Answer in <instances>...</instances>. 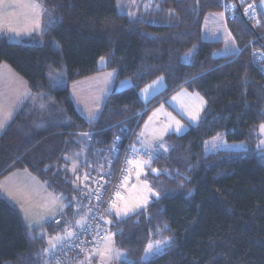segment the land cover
<instances>
[{
	"label": "trees",
	"instance_id": "obj_1",
	"mask_svg": "<svg viewBox=\"0 0 264 264\" xmlns=\"http://www.w3.org/2000/svg\"><path fill=\"white\" fill-rule=\"evenodd\" d=\"M36 1L43 8L41 31L19 42L0 36V63L39 93L40 103L52 98L54 104L38 108L29 99L8 122L0 133V178L26 169L62 198L53 220L38 228L61 232V244L70 230L54 219L63 209L72 214L82 173H111L113 138L127 139L131 129L135 165L145 155L135 138L146 113L187 88L204 99L201 118L182 133L165 135L166 149L154 151L146 167L155 196L125 218L112 211L107 234L131 260L122 264H264V148L257 146L264 125L260 0H143L133 18L118 12L116 0ZM224 2L234 4L232 20L222 12ZM250 3L257 19L243 13ZM218 12L238 45L231 54L214 55L222 41L203 37L205 17ZM107 70L115 71V84L129 78L131 85L109 92L96 119L87 121L74 106L69 83ZM55 76L63 86L52 81ZM157 78L164 89L144 104L140 90ZM216 135L244 148L206 152L205 142ZM165 238L161 253L141 259L149 241ZM48 247L41 237L30 238L19 210L0 197V264H38Z\"/></svg>",
	"mask_w": 264,
	"mask_h": 264
},
{
	"label": "rangeland",
	"instance_id": "obj_2",
	"mask_svg": "<svg viewBox=\"0 0 264 264\" xmlns=\"http://www.w3.org/2000/svg\"><path fill=\"white\" fill-rule=\"evenodd\" d=\"M142 3L143 0H116V8L118 12L125 13L130 18H133L139 5ZM212 14L213 15L210 17V19H205L204 21L203 37L205 39L222 41L221 48L217 49L214 52V55H227L237 51L238 45L227 29L226 24L223 21L224 17L222 16V14H220V12ZM41 28L42 27L37 26V28L33 31H39ZM9 33L13 35V32L9 31ZM18 41L21 40H15V42ZM114 77L115 71L107 70L98 77H91V79H86L84 81L75 83V88L82 91L83 95L77 96L75 98L74 106L76 110H78L87 121H94L96 119L109 92H111L113 89L115 91H120L131 85V80L129 78L118 80L115 84ZM18 78H20V80H22L21 82L23 83L22 85L16 83V88L19 89L21 86L22 92H28V96L32 104H35L38 108L49 109L48 107H53L54 100L52 98L47 102L40 103L38 100L40 94L33 93L30 89H28L25 81L21 77ZM52 81L57 82L55 83L57 85H64V80L59 79L56 76L53 77ZM164 86L165 83L162 78H157L144 86L140 90L139 94L143 103L146 104L151 98L158 96V94H160V92L164 89ZM10 87H13L12 82L10 83ZM5 99L8 100L7 104L5 103ZM5 99V106L15 105V98L5 96ZM12 100H14V102H12ZM204 108V99L198 93L190 91L187 88H180L168 95L162 102L152 107L146 113L141 125L136 131L135 138L137 141L138 149H142L145 152V155L139 156L135 159L132 177L130 181L125 185L121 194V198L114 208V213L117 218H125L140 209H144L149 203L151 197L155 196V192L151 189L147 180L145 179L146 167L151 156L156 150L166 149L164 137L169 132L182 133L187 129L188 123L194 124L198 122L201 118ZM146 109L147 108H145V110ZM60 110L61 109H59V112ZM194 114H198V118L196 120H193L191 118ZM177 122H179V125L181 126L179 131H177ZM261 132L264 134V129H262ZM259 144L261 146V144H264V141ZM259 144L257 145L258 147ZM243 148L244 143L228 142L222 135H216L208 139L204 145V150L206 152H214L218 150H238ZM71 161L72 166L70 167L72 170L76 163L73 160ZM145 161L147 162L146 164L143 163ZM16 182L19 184H25L23 183L25 181L22 179H17ZM149 189H151V191H149ZM30 193H34L35 196L33 198H29L26 201L25 208H22L21 206L18 207L23 222L27 226L28 235L30 236V238H34V235L35 237H41L44 242L48 244V246H53V242H61V232L52 231L46 233L47 231L39 229L37 226L44 223H49L53 220L54 215L59 212L61 205L64 204L62 198L56 197V195L51 193L52 195L50 194L49 200L47 197L44 198V196H41L38 191L33 190ZM144 200H146L147 203H141V201ZM40 202H43L41 209H39L38 207V204ZM53 203L55 204L56 208L54 212L55 214L53 216L51 214V217L47 218V216L51 213L49 212L52 208L50 205H52ZM137 204H140V207L136 208L135 205ZM124 208H133L134 210L129 212L127 215L116 214L118 210ZM30 210H32V212H29ZM36 216H38L39 218L38 221H35ZM33 228H35V232L34 230H32ZM107 235L108 238L106 242H103L97 250L85 254L77 264L130 263L131 260L128 259L124 252L115 245L112 236L110 234ZM156 241H163V243L156 244ZM167 243V238L163 240L149 241L144 248L141 259L143 261H146L154 254L161 253ZM149 245H152V250L150 252H146L145 249ZM44 251V248H40L38 254L42 255Z\"/></svg>",
	"mask_w": 264,
	"mask_h": 264
},
{
	"label": "built area",
	"instance_id": "obj_3",
	"mask_svg": "<svg viewBox=\"0 0 264 264\" xmlns=\"http://www.w3.org/2000/svg\"><path fill=\"white\" fill-rule=\"evenodd\" d=\"M247 1L249 0H239L243 4ZM249 5L252 7L249 8ZM222 6L223 14L228 20H232L234 4L224 2ZM243 13L257 19L258 12L253 3L246 5ZM254 56L255 59H261L263 55L260 51H255ZM123 129L125 128H120ZM125 133L129 134L127 139L121 135L113 138L111 157L107 162L111 173H82L79 196L73 203L72 214L63 209L54 219V223H62L73 235L69 237L64 233L62 243L48 247L38 264H74V261L97 250L107 241L106 226L109 216L114 211L120 191L130 175L137 152L131 142L133 129Z\"/></svg>",
	"mask_w": 264,
	"mask_h": 264
},
{
	"label": "crops",
	"instance_id": "obj_4",
	"mask_svg": "<svg viewBox=\"0 0 264 264\" xmlns=\"http://www.w3.org/2000/svg\"><path fill=\"white\" fill-rule=\"evenodd\" d=\"M257 9L262 14L264 19V0H260L257 3ZM42 14L43 8L41 4L36 0H0V36H6L10 41L15 42V40L17 39L22 40L25 37L40 32L41 29L39 31L33 30H35L37 26L42 27ZM212 15L213 14H208L205 19H210ZM9 31L13 32L12 34L14 35V37L13 35H11V33H9ZM103 64V62H100V67H103ZM102 73H104V71L69 83L70 95L74 103L75 98L77 96L83 95L82 91L75 88V83L79 81H84L86 79H91V77H98ZM18 77L20 76L16 72H14L10 66L5 63H0V125H2V127H0V133L4 130L8 122L11 120L17 110L22 106V104L30 99L28 96L29 93L26 91L22 92L21 86L19 89L16 88V83H18L19 85H22L23 83L21 82L22 80H20V78ZM11 82L13 83L12 88L10 87ZM5 96L15 98V105L5 106ZM7 101L8 100L5 99L6 104ZM12 102H14V100H12ZM261 131L262 128H260L259 130V143L264 141V134ZM259 148H264V144H261V146L259 144ZM262 153L264 154V151ZM17 179L24 180L25 182L23 183L25 184L17 183ZM33 190L38 191L41 196H44V198L47 197L50 200V194L52 192L47 188L46 184L41 182L26 169L13 170L0 178V197L7 200L11 205L16 207L17 209L19 206L25 208L26 201L29 198H33L35 196L34 193H30ZM42 204L43 202H40L38 204L39 209H41ZM50 206L52 207L49 211L51 213L47 216V218H50L51 214L52 216L55 214V204L53 203ZM29 212H32V210H30ZM38 220L39 218L38 216H36L35 221ZM53 243L56 244L57 242Z\"/></svg>",
	"mask_w": 264,
	"mask_h": 264
},
{
	"label": "snow or ice",
	"instance_id": "obj_5",
	"mask_svg": "<svg viewBox=\"0 0 264 264\" xmlns=\"http://www.w3.org/2000/svg\"><path fill=\"white\" fill-rule=\"evenodd\" d=\"M252 7V5H249V8H251ZM193 120H196L197 118H198V114H194V115H192V117H191ZM0 127H2V125H0ZM180 125H179V122H177V131H179L180 130ZM261 128L262 129H264V125H261ZM82 135H89L88 133H83ZM117 139H119V137H117ZM143 163H147L146 161L145 162H143ZM149 191H151V189H149ZM155 194V193H154ZM141 203H147V201L146 200H144V201H141ZM135 207L136 208H138V207H140V204H137V205H135ZM134 209L133 208H124V209H120V210H118L117 211V215H121V214H124V215H127L129 212H131V211H133ZM73 235V233L72 232H67V236H72ZM156 244H162L163 243V241H156L155 242ZM152 250V245H149L146 249H145V251L146 252H150Z\"/></svg>",
	"mask_w": 264,
	"mask_h": 264
},
{
	"label": "water",
	"instance_id": "obj_6",
	"mask_svg": "<svg viewBox=\"0 0 264 264\" xmlns=\"http://www.w3.org/2000/svg\"><path fill=\"white\" fill-rule=\"evenodd\" d=\"M238 5V4H237Z\"/></svg>",
	"mask_w": 264,
	"mask_h": 264
}]
</instances>
